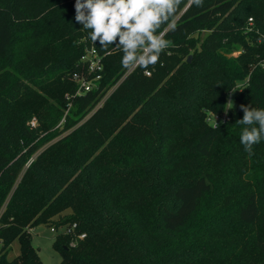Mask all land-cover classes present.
I'll return each mask as SVG.
<instances>
[{
  "label": "trees",
  "instance_id": "obj_1",
  "mask_svg": "<svg viewBox=\"0 0 264 264\" xmlns=\"http://www.w3.org/2000/svg\"><path fill=\"white\" fill-rule=\"evenodd\" d=\"M74 5L0 0V264H44L31 234L41 223L86 233L76 247L56 236L62 264H264V140L245 151L244 199L210 204L212 160L232 139L228 167L245 127L240 105L264 109V0H182L150 76L94 44ZM92 45L100 89L68 98ZM228 107L219 127L208 121Z\"/></svg>",
  "mask_w": 264,
  "mask_h": 264
},
{
  "label": "clouds",
  "instance_id": "obj_2",
  "mask_svg": "<svg viewBox=\"0 0 264 264\" xmlns=\"http://www.w3.org/2000/svg\"><path fill=\"white\" fill-rule=\"evenodd\" d=\"M182 0H75V21L88 31V38L102 50L116 46L123 53L125 69L140 67L151 75L161 53L173 47L166 39L169 30L177 27V10ZM203 6V0H189V6ZM251 19V18H250ZM244 125L240 142L252 154L253 146L264 140V109L240 105ZM219 127V125H214Z\"/></svg>",
  "mask_w": 264,
  "mask_h": 264
},
{
  "label": "rangeland",
  "instance_id": "obj_3",
  "mask_svg": "<svg viewBox=\"0 0 264 264\" xmlns=\"http://www.w3.org/2000/svg\"><path fill=\"white\" fill-rule=\"evenodd\" d=\"M205 32L200 34V37H204ZM239 51H235L234 55H237ZM233 95L230 96L228 103L232 104ZM67 112V111H66ZM211 112L208 113V117ZM64 118L60 121L61 124ZM36 120H33L35 124ZM237 147L232 149L230 154L229 166L222 168L218 163L221 157L226 152L227 148L231 145L233 147L232 139H226L223 141L218 154L212 160L213 163V175L216 178V189L213 193L211 206L215 212H223L231 210L234 205L244 199L243 192L249 189L254 182V174L251 173L252 161L246 158V152L244 145L241 142H237ZM242 174V176H240ZM244 174V175H243ZM231 197V198H229ZM70 210H66L63 214L69 213ZM57 220V219H55ZM50 223H41L34 227L31 231L33 245L38 249L41 259L44 264H62V256L59 250L53 246L54 240L59 233H62V227L56 232L53 231ZM226 247L228 245H225ZM20 240L15 239L8 249L7 258L9 260L15 259L20 254Z\"/></svg>",
  "mask_w": 264,
  "mask_h": 264
},
{
  "label": "built area",
  "instance_id": "obj_4",
  "mask_svg": "<svg viewBox=\"0 0 264 264\" xmlns=\"http://www.w3.org/2000/svg\"><path fill=\"white\" fill-rule=\"evenodd\" d=\"M79 66V70L73 73V80L77 85L76 91L72 95L69 94L67 96L68 98L84 95L88 92L100 89L101 80L104 75V62L103 55L99 53L95 46L92 45L86 48L80 58ZM228 111L229 107L222 114L211 112L208 121L213 125H215L216 122L218 125L224 123L229 119ZM61 227L63 229L62 234H68L71 236L69 247H76L79 241L86 237L85 232H77V223L64 224L59 228L52 225L51 229L57 232Z\"/></svg>",
  "mask_w": 264,
  "mask_h": 264
},
{
  "label": "water",
  "instance_id": "obj_5",
  "mask_svg": "<svg viewBox=\"0 0 264 264\" xmlns=\"http://www.w3.org/2000/svg\"><path fill=\"white\" fill-rule=\"evenodd\" d=\"M191 57H192V55H190V56L188 57V60H189V61H190Z\"/></svg>",
  "mask_w": 264,
  "mask_h": 264
}]
</instances>
